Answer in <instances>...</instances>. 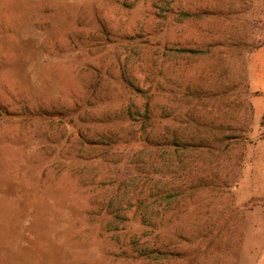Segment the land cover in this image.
I'll return each mask as SVG.
<instances>
[{"label": "rangeland", "instance_id": "obj_1", "mask_svg": "<svg viewBox=\"0 0 264 264\" xmlns=\"http://www.w3.org/2000/svg\"><path fill=\"white\" fill-rule=\"evenodd\" d=\"M263 71L264 0H0V264H264Z\"/></svg>", "mask_w": 264, "mask_h": 264}, {"label": "crops", "instance_id": "obj_2", "mask_svg": "<svg viewBox=\"0 0 264 264\" xmlns=\"http://www.w3.org/2000/svg\"><path fill=\"white\" fill-rule=\"evenodd\" d=\"M261 79H263L262 81H260L261 85H258L259 83L258 80L256 81L255 77L252 76L251 81H250V86L253 92L264 93V73ZM253 112H254L253 113L254 124H256L261 120L264 114V99H261L260 97L258 98L256 97L253 100Z\"/></svg>", "mask_w": 264, "mask_h": 264}, {"label": "trees", "instance_id": "obj_3", "mask_svg": "<svg viewBox=\"0 0 264 264\" xmlns=\"http://www.w3.org/2000/svg\"><path fill=\"white\" fill-rule=\"evenodd\" d=\"M187 16H190V17H195L197 19H207V18H211L213 17L214 15L211 13V12H202V13H199L197 15H187ZM229 39H231V37H228ZM220 44V43H219ZM209 48L205 49L204 51H199V50H185L184 52L190 56V57H193V56H201V54H206L207 52H209ZM257 94V92H256ZM262 123H264V114L262 116ZM175 150H177V148H179V146H174Z\"/></svg>", "mask_w": 264, "mask_h": 264}]
</instances>
